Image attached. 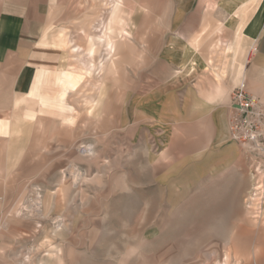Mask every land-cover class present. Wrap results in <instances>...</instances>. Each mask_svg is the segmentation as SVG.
Masks as SVG:
<instances>
[{"label": "rangeland", "instance_id": "rangeland-1", "mask_svg": "<svg viewBox=\"0 0 264 264\" xmlns=\"http://www.w3.org/2000/svg\"><path fill=\"white\" fill-rule=\"evenodd\" d=\"M113 1L66 0L55 28L83 72L67 97L76 123L49 108L26 122L23 104L0 103L16 127L0 140V223L27 232L11 264H264V214L248 209L249 167L227 135L233 50L260 34L264 0H127L117 21L136 52L112 66L97 28ZM205 16L222 31L202 51L189 40Z\"/></svg>", "mask_w": 264, "mask_h": 264}, {"label": "crops", "instance_id": "crops-1", "mask_svg": "<svg viewBox=\"0 0 264 264\" xmlns=\"http://www.w3.org/2000/svg\"><path fill=\"white\" fill-rule=\"evenodd\" d=\"M65 1L0 0V89L7 90L0 95V103L9 106L17 101L23 104L26 117L23 120L26 122H31L37 116L45 118L48 115L46 112H51L47 111L49 108L65 122L76 123L68 114L73 110L67 107V97L82 85L83 72L70 67V49L60 42V38H55V28L62 24L63 10L67 8ZM125 5L127 0H114L107 21H102L97 28L100 32L98 39L105 45V56L109 57L112 66L113 58L122 52L124 46L132 47L136 52L131 43V34L121 21H117L119 10ZM211 20L212 18L205 16L202 29L189 40L197 50H204L208 37L222 31V24H214ZM221 38V35L218 36V41L212 48L213 53L206 59L207 64L212 67L218 62L215 66V77L222 75L223 62L219 60L224 54L220 49L223 42ZM108 42L112 45L110 51ZM242 44L233 50L236 56L230 70L231 78L227 81L228 88L231 92L245 82L252 94L264 100V25L260 34L249 44L248 51H245L246 46ZM80 47H74L71 52L85 53L87 56L88 50ZM90 51L94 56L93 50ZM106 70L108 68L105 63L100 70L90 71V75L83 71L90 77L93 73L99 74ZM220 94L221 90H216V95ZM15 130L13 116H0V140L11 139ZM233 149L230 148V152H236ZM228 164L245 177L244 165L240 161L235 159ZM5 200L8 199L4 193H0V205ZM1 213L2 207L0 215ZM26 233L14 220L9 219L4 225L0 223V264H11V255L15 253L17 244L24 240Z\"/></svg>", "mask_w": 264, "mask_h": 264}, {"label": "built area", "instance_id": "built-area-1", "mask_svg": "<svg viewBox=\"0 0 264 264\" xmlns=\"http://www.w3.org/2000/svg\"><path fill=\"white\" fill-rule=\"evenodd\" d=\"M227 114L228 140L244 155L252 179L248 209L254 216L264 214V100L252 94L246 83L233 89Z\"/></svg>", "mask_w": 264, "mask_h": 264}, {"label": "bare ground", "instance_id": "bare-ground-1", "mask_svg": "<svg viewBox=\"0 0 264 264\" xmlns=\"http://www.w3.org/2000/svg\"><path fill=\"white\" fill-rule=\"evenodd\" d=\"M111 48H112L111 42H108V50L110 51ZM90 54H92V51H90L89 56ZM91 66H94V65H91Z\"/></svg>", "mask_w": 264, "mask_h": 264}]
</instances>
